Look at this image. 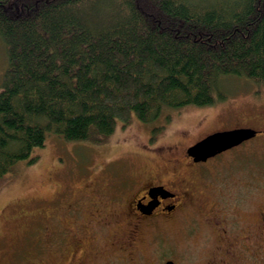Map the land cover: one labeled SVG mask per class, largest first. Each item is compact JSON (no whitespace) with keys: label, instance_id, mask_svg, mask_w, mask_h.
<instances>
[{"label":"trees","instance_id":"obj_1","mask_svg":"<svg viewBox=\"0 0 264 264\" xmlns=\"http://www.w3.org/2000/svg\"><path fill=\"white\" fill-rule=\"evenodd\" d=\"M0 37V186L50 134L98 143L229 76L264 86V0H0Z\"/></svg>","mask_w":264,"mask_h":264},{"label":"rangeland","instance_id":"obj_2","mask_svg":"<svg viewBox=\"0 0 264 264\" xmlns=\"http://www.w3.org/2000/svg\"><path fill=\"white\" fill-rule=\"evenodd\" d=\"M7 64L0 37V84ZM223 81L228 95L213 105L164 108L146 123L132 117L98 143L48 135L42 148L32 150L37 160L15 163L13 174L0 186V264H65L69 242L62 232L46 233L35 213L71 201L85 208L94 200L91 196L106 200L115 191L119 197L111 199L113 207L126 214L143 178L156 172L157 179L177 188L178 183L168 182L172 165L165 157L182 155L186 145L210 131L240 126L258 133L200 164L204 174L190 177L191 185L183 187L185 202L174 212L141 220L135 241L125 234L133 228V218L109 225L100 238L85 239L88 248H104L97 254L91 249L81 263L164 264L172 259L174 264H264V86L241 76ZM163 125L152 141V127ZM159 146L163 151L151 150ZM180 166L176 169L184 176L190 174ZM192 189L202 192L200 201ZM58 221L54 229L65 220ZM113 232L118 233L113 238L122 237L128 245L106 247Z\"/></svg>","mask_w":264,"mask_h":264},{"label":"flooded vegetation","instance_id":"obj_3","mask_svg":"<svg viewBox=\"0 0 264 264\" xmlns=\"http://www.w3.org/2000/svg\"><path fill=\"white\" fill-rule=\"evenodd\" d=\"M218 130L224 129L218 128ZM218 130H213L208 133ZM208 133L201 136L199 139L208 135ZM257 133L258 132H256V135ZM199 139L186 145V147L183 148L184 150L182 152V155L171 154L165 157L166 162H169L172 165V172L170 173L168 182L174 185H177L178 183L177 188L169 187L167 183H164L157 179L156 172L154 173V177L151 176L149 179L147 177V180L143 178V180H141L143 181L141 183L142 185H140L136 189V191L133 193V197L129 200V203L127 205L128 209L125 210L126 214L123 213V210L118 211L115 207H113L111 199L115 200L119 196L117 192L111 191L109 193V199L105 200L101 197L99 198L96 196H91L94 200L89 201L85 205V208L79 209L75 205V203L71 201L67 205H57L56 207L51 208L50 211L46 213H43L44 210H42V213H35L34 220L36 219L40 221L41 225L43 224L46 233L54 232L58 236L60 235V232H62L61 234L67 239V241L69 242V246L65 255L67 257L65 264H80L82 259H84L85 254L88 251H91V249H93L91 251L93 253H101L100 251L103 250V246H99L98 249H96L95 245L91 244V248H88L86 246L85 239L93 240L94 238L96 240L100 238V231L104 230V228L108 227L111 224H118L119 222L123 221V219H127L130 221L133 218V228L128 227L125 234L130 239L135 241L137 236L138 223H140L141 220L155 217L156 215H164L174 212L178 208L180 202H185L184 199L186 193L183 192V187L185 185H191L192 181L190 177L193 178L195 176H201L204 174V171H201L202 169L200 167V164L208 163L209 159L219 156L220 154L228 151V149H226L219 152L218 154L209 156V158H207L206 160L195 161L193 157L188 154L187 150L190 145L196 143ZM163 149V147L159 146L151 150H156V152L158 153L163 151ZM168 149L172 150L169 146ZM183 157L186 160L184 161V163L180 159ZM182 164L184 165L186 170H190V174H188L187 176H184V173L180 170V168L176 169L177 167H181L180 165ZM156 187H158L159 190L155 189ZM151 189H155V191L150 192ZM192 191L195 192V196L200 201L202 199V192H197L195 189H192ZM102 204H105L106 207H102ZM203 204L204 203H202L201 205ZM125 215L128 217H126ZM59 218L65 221H63V225L61 223L60 227L54 229V227H56L59 222ZM43 220L46 222V224L43 223ZM115 234L118 233L113 232V234L111 235L112 238ZM117 237H114L112 241L106 240L105 246L110 247L120 242L123 243V246H120L121 248H124L126 247V245H128V243H126V241L123 240L122 237V241L117 239ZM28 262L32 263L33 261L31 258H28ZM87 264L90 263L87 262Z\"/></svg>","mask_w":264,"mask_h":264},{"label":"water","instance_id":"obj_4","mask_svg":"<svg viewBox=\"0 0 264 264\" xmlns=\"http://www.w3.org/2000/svg\"><path fill=\"white\" fill-rule=\"evenodd\" d=\"M256 132L257 130L255 128L244 126L211 132L199 139L196 143L190 145L187 152L195 161L206 160L209 156L230 149V147L252 138L256 135ZM155 189H158V187ZM155 189H151L150 192L155 191ZM164 264H174V261L169 259Z\"/></svg>","mask_w":264,"mask_h":264}]
</instances>
